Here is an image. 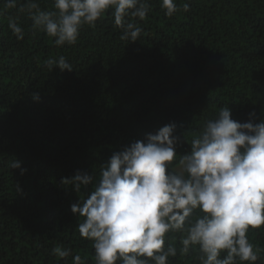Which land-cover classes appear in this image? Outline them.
Here are the masks:
<instances>
[{
  "label": "trees",
  "instance_id": "1",
  "mask_svg": "<svg viewBox=\"0 0 264 264\" xmlns=\"http://www.w3.org/2000/svg\"><path fill=\"white\" fill-rule=\"evenodd\" d=\"M149 2L147 19L135 21L143 29L137 42L121 41L105 15L81 29L75 46L57 47L0 0V264H71L52 254L56 246L94 264L71 212L92 185L77 193L64 179L77 171L98 179L114 152L169 123L190 142L223 107L241 123L253 112L254 122L264 118V0H177L172 17L160 0ZM40 6L51 9L52 0ZM9 16H18L23 40ZM60 56L73 71L49 70L47 60ZM248 236L264 250V226ZM194 257L169 264H199Z\"/></svg>",
  "mask_w": 264,
  "mask_h": 264
},
{
  "label": "clouds",
  "instance_id": "2",
  "mask_svg": "<svg viewBox=\"0 0 264 264\" xmlns=\"http://www.w3.org/2000/svg\"><path fill=\"white\" fill-rule=\"evenodd\" d=\"M4 0L5 9L27 13L31 27L53 38L57 47L75 46L84 26L95 27L105 15L122 30L121 41L137 42L151 11L149 0ZM167 17L180 8L177 0H160ZM189 3L183 10H189ZM18 16L8 27L17 40L24 31ZM50 71H73L64 56L49 58ZM35 100L38 94H33ZM231 118L229 107L204 122L199 134L187 141L175 135L176 123L147 133L112 154L100 166L99 178L77 173L64 184L74 191L92 185L79 203L78 231L92 242L94 264H169L170 258L195 253L199 264H264V250L249 240V229L264 226V118L254 122ZM190 150L180 153L182 144ZM12 160L11 168L25 169ZM52 254L71 264H87V257L56 246Z\"/></svg>",
  "mask_w": 264,
  "mask_h": 264
}]
</instances>
